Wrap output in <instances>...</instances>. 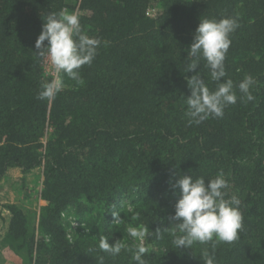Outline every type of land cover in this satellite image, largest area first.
<instances>
[{
	"label": "trees",
	"instance_id": "1",
	"mask_svg": "<svg viewBox=\"0 0 264 264\" xmlns=\"http://www.w3.org/2000/svg\"><path fill=\"white\" fill-rule=\"evenodd\" d=\"M65 9L101 40L79 83L48 75L36 55L47 15ZM225 17L240 26L224 79L253 76L255 99L236 88L222 118L189 125L187 79L200 74L211 91L217 83L203 59L188 71V50L201 19ZM55 79L63 81L55 98L37 99ZM14 170L35 192L36 210L12 202ZM221 171L243 227L234 242L216 244L215 264H264V0H0V264L3 251L22 264H99L100 256L136 264L128 227L148 229L146 264H204L212 242L172 243L180 198L172 185ZM101 237L131 250L103 253Z\"/></svg>",
	"mask_w": 264,
	"mask_h": 264
},
{
	"label": "clouds",
	"instance_id": "2",
	"mask_svg": "<svg viewBox=\"0 0 264 264\" xmlns=\"http://www.w3.org/2000/svg\"><path fill=\"white\" fill-rule=\"evenodd\" d=\"M239 26L238 18L235 17L200 20L188 50V57L194 58L188 71L195 70L200 59H203L206 61L205 66L210 69L211 80L217 83V87L211 91L200 74L187 79L191 90V95L186 99L189 125H199L209 118H222L224 109L237 101L236 88L241 93L242 100L250 102L255 99L251 92L256 83L253 76L245 75L238 85H234L231 79H224L227 76L225 59L231 45L230 34ZM100 44L99 38L89 37L83 32L80 17L65 9L47 15L35 41V49L37 57L50 64L55 73H63L79 83L82 82L79 70L84 65L92 64ZM62 87V79L43 84L37 99L52 100ZM172 187L180 190V198L171 217L172 221H178L175 225L179 233L174 235L173 245L176 249H192L196 243L206 245L212 242L213 253L203 250L202 260L204 264H215L216 244L232 243L239 238L238 233L243 227L240 199L229 195L230 185L222 171L207 183L203 177L193 179L192 176L183 175ZM112 216L115 221L120 219L117 211H113ZM127 232L130 237L143 240L148 229L128 227ZM98 248L113 257L118 256L122 250H131L117 240L110 244L106 237H101ZM131 251L136 264H146L144 255L147 249L142 244ZM99 264H104L103 256L99 257Z\"/></svg>",
	"mask_w": 264,
	"mask_h": 264
},
{
	"label": "rangeland",
	"instance_id": "3",
	"mask_svg": "<svg viewBox=\"0 0 264 264\" xmlns=\"http://www.w3.org/2000/svg\"><path fill=\"white\" fill-rule=\"evenodd\" d=\"M46 64V72L48 75L50 76H57L58 74L54 72V70L52 69L50 64ZM22 174L20 173V171L18 170H14L11 172V179H13L16 183V189L13 190L12 192V196H11V200L12 202H19L21 204L24 205L25 208L29 209V210H36L37 209V205L35 202V192L33 191V189H24L22 187ZM34 185V186H33ZM36 184H30L29 183V187H36ZM39 186V185H38ZM28 195H30L34 200L28 201ZM32 198H29L32 199ZM137 243L142 244L143 246L145 245L144 243V239L143 240H136L135 238H133ZM3 258L6 260L4 263L2 264H22V259L20 257H18L16 254L10 253V255H7L5 251H3ZM1 262V261H0Z\"/></svg>",
	"mask_w": 264,
	"mask_h": 264
}]
</instances>
